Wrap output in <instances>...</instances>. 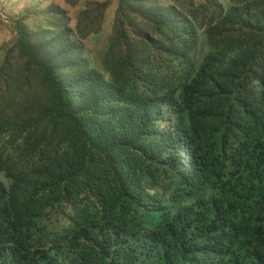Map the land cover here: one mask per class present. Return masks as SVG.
I'll return each mask as SVG.
<instances>
[{
    "label": "trees",
    "instance_id": "obj_1",
    "mask_svg": "<svg viewBox=\"0 0 264 264\" xmlns=\"http://www.w3.org/2000/svg\"><path fill=\"white\" fill-rule=\"evenodd\" d=\"M21 1L0 264H264V0Z\"/></svg>",
    "mask_w": 264,
    "mask_h": 264
},
{
    "label": "rangeland",
    "instance_id": "obj_2",
    "mask_svg": "<svg viewBox=\"0 0 264 264\" xmlns=\"http://www.w3.org/2000/svg\"><path fill=\"white\" fill-rule=\"evenodd\" d=\"M14 1L15 0H0V13H3V8H4V5L6 3H10L11 4V3H14ZM57 1L63 2V0H61V1L57 0ZM110 1H112V0H110ZM37 2H38V0H23L19 4V6H21L20 9H16V11H22V10H25L27 7L28 8L30 7L29 10L32 11L31 16H36V15H38L37 8H36ZM78 8H79V5L76 6V7L71 8V10L75 11ZM113 14H114V7L111 6L110 9H109V12L107 14V16L109 17V21L108 22H110L112 20ZM73 22L75 23V21H73ZM6 24L7 23L0 25V52L5 51L6 46L9 45L8 42H9L10 37H11L10 30L8 29ZM86 43H87V46H88V50L89 49L90 50L95 49L96 53H98L101 50V48L103 50V48L105 47L107 42L101 40L100 43L97 44L96 40H94L92 38L91 39L88 38L86 40ZM2 56H3V53H0V57H2Z\"/></svg>",
    "mask_w": 264,
    "mask_h": 264
}]
</instances>
